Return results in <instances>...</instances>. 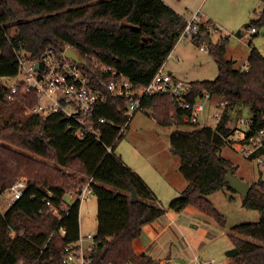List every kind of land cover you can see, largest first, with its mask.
I'll use <instances>...</instances> for the list:
<instances>
[{"label": "trees", "instance_id": "obj_1", "mask_svg": "<svg viewBox=\"0 0 264 264\" xmlns=\"http://www.w3.org/2000/svg\"><path fill=\"white\" fill-rule=\"evenodd\" d=\"M186 22L163 0H0V191L21 176L27 178L24 194L5 212L0 210V264H64L63 248L80 235V201L68 202L65 194L78 192L88 178L97 198L98 244L90 264L155 261L145 253L137 254L133 241L164 209L154 203L155 195L142 178L114 154L129 126L118 134L126 119L119 110L126 107L125 100L109 97L99 110L98 116L107 121L100 140L91 135L78 138L69 127L70 120L61 114L23 115L36 103L35 93L21 94L19 88L15 98L8 100L1 78L16 75L20 51L39 59L48 47L70 46L96 82L107 83L116 72L141 89L163 66ZM211 26L210 20L203 19L191 40H208L206 48L218 74L190 84L194 93L206 91L226 102L216 126L186 122L187 112L167 94L145 95L141 108L150 109L160 124L190 125L171 133L170 150L179 156V169L188 184L168 208L181 211L190 205L223 226L224 215L207 195L223 187L233 190L225 176L228 169L235 174L236 167L221 155L235 130L233 114L248 106L253 129L264 124V55L250 41L248 68L235 67L226 57L228 35L213 43ZM259 26L264 27V5L259 17L245 28H254L255 35ZM131 188L137 194L134 202ZM242 206L258 210L260 220L234 226L229 235L232 247L225 255L233 264H264L262 179L250 185Z\"/></svg>", "mask_w": 264, "mask_h": 264}, {"label": "rangeland", "instance_id": "obj_2", "mask_svg": "<svg viewBox=\"0 0 264 264\" xmlns=\"http://www.w3.org/2000/svg\"><path fill=\"white\" fill-rule=\"evenodd\" d=\"M177 8L187 19L192 14L199 11L202 19H210L212 26L209 39L215 43L220 36L229 35L227 43L226 57L233 59L235 67H241L245 62L249 52L251 41L264 55V27L259 26L257 33L251 34L245 25L251 20L259 17L263 9V0H166ZM240 32V36L237 35ZM201 43V42H200ZM200 43L193 44L191 39L184 38L177 41L174 53L169 62H175L180 68L187 71V80H208L214 79L218 74L217 64L213 56L207 51L200 50ZM205 43V42H204ZM205 45H207L205 43ZM179 57V61H174V56ZM236 60V61H235ZM13 78H5L3 81L11 83ZM220 98L212 96L204 100L205 109L198 114V121L202 125L213 127L217 124L212 117L214 112L222 111L219 105ZM23 115H30L27 108ZM234 123L238 118L249 119L251 116L248 106L242 107L238 113L233 114ZM189 124L158 123L152 116L150 109L137 111L129 122V126L124 136L121 137L115 148L114 154L124 163L129 164L136 173H143L150 181L151 189L155 192L154 203L163 209H169L168 205L172 199L178 197L182 189L188 184L187 179L180 171L179 156L173 154L171 148V133L175 128L186 129ZM234 139V138H233ZM221 155L230 160L236 167L235 175L243 181L253 184L262 179L264 181V165L245 157L238 151L233 141H229L221 148ZM19 178H26L21 176ZM18 179V178H17ZM27 179V178H26ZM169 183L175 189L171 193H166L164 186ZM114 189L111 186H108ZM9 193L4 191L0 196V210L5 212L8 209ZM207 198L224 215L225 225L214 222L216 227H209L212 231L213 240L205 242L196 250L199 260L213 258L215 264H225L226 257L224 251L232 247L229 235L233 233V227L246 222L260 220V213L255 209H246L242 206V195L226 187L208 194ZM189 214V213H187ZM206 218H210L204 215ZM194 227L203 222L197 214L188 217ZM97 230V198L93 193L87 194L80 202L79 206V234L86 236L89 232L95 233ZM217 230V231H216ZM223 231V232H222ZM87 243V240H85ZM197 248V247H196ZM186 257L194 256L190 246L186 247ZM196 262V261H195ZM171 264V263H169Z\"/></svg>", "mask_w": 264, "mask_h": 264}, {"label": "built area", "instance_id": "obj_3", "mask_svg": "<svg viewBox=\"0 0 264 264\" xmlns=\"http://www.w3.org/2000/svg\"><path fill=\"white\" fill-rule=\"evenodd\" d=\"M202 20L199 11L194 12L187 19L178 41L184 38L192 39L193 35L197 33ZM211 27H214V25ZM248 31L254 33L255 29L251 28ZM68 48L71 47H48L39 59H30L28 52L20 51L17 55L18 71L16 75L1 78V80L13 78L11 83L4 82L8 88L6 98L13 100L19 88H21V94L32 90L36 96V103L27 108V112L29 114H61L70 120L69 127L78 138L91 135L100 140V135L107 126V121L98 114L109 97L121 98L126 102V107L119 109L121 113L125 114L126 119L119 127L118 134L127 127L133 115L142 110V98L145 95L154 94L171 96L187 112L183 117L186 122L205 126L199 123L198 114L205 109L204 100L212 97L208 92L194 93L190 82L173 76L166 72L163 67H160L141 89L136 88L126 77L120 74L117 75L116 72H113V79L101 84L93 80L91 75L84 70L83 64L77 63L66 54ZM200 49L206 50L204 42L201 43ZM36 64H38V68ZM241 68L247 69V63ZM105 70L107 71V69ZM219 105L225 108L226 102L220 100ZM221 114L222 111H216L212 115L217 123L221 119ZM228 138L233 141L234 147L245 157L264 165V124L254 130L249 119L238 118L235 130ZM107 151H111V145L107 146ZM91 182L92 179L88 178L80 185L78 192L66 193V200H69L68 202L74 200L81 202L87 194L92 193ZM26 187L27 179L18 178L14 180L9 188L4 190L9 193L8 206L24 194ZM3 192L0 191V196ZM48 195H51V191H48ZM45 201L46 204H51L49 198H45ZM61 231L64 232V228H61ZM85 240H87V243H85ZM97 244L95 233L89 232L86 236L79 235L76 241L68 243L63 248V263L90 264L92 251ZM196 263L215 264V260L213 258L203 261L196 260ZM15 264L23 263L16 262Z\"/></svg>", "mask_w": 264, "mask_h": 264}, {"label": "crops", "instance_id": "obj_4", "mask_svg": "<svg viewBox=\"0 0 264 264\" xmlns=\"http://www.w3.org/2000/svg\"><path fill=\"white\" fill-rule=\"evenodd\" d=\"M163 1L166 4H168L170 7H172L175 11L182 14L177 8L171 5L170 1H166V0ZM241 37L242 36H240L239 38ZM191 42L193 44L194 43L197 44L195 41L191 40ZM175 47L177 46H174V48L168 55L166 61L164 62L162 66L163 69L175 77L184 79L188 82L194 81V80L186 79L187 71L180 68L177 63L169 62V59L172 58L171 54L174 53ZM227 52L228 51L226 49V54ZM248 54L249 52L247 53V57ZM247 57L245 59L246 63H247ZM173 59L174 61H179V57L177 55L174 56ZM231 60L233 59L231 58ZM246 63H243V65ZM126 165L130 167L129 164ZM130 168L134 170L132 167ZM137 174L142 178V180L147 185V187L155 195V192L150 187L152 185L150 184V181H148V178L143 173H137ZM164 189L165 192L168 194L175 190L169 183H167L166 186H164ZM196 214L202 218L203 222H199V226L194 227L192 225L191 219H188V217H192ZM204 215L206 214L190 205L184 207L181 211L164 209V213L160 217H158L156 220L152 221L151 223H148L145 226H143L141 234L133 241L134 250L136 251L137 254L145 253L150 257H152L155 260L152 264H169V263L197 264L195 261L199 260V256L196 255L195 253L196 250L200 249L205 242H208L209 240H213L214 239L213 237L215 236L214 235L211 238L210 236H212V231L214 229L211 230V234L209 230V227H216L214 222H211L212 220L213 221L215 220L211 217L206 218ZM188 246H190L192 252L194 253V256L189 259H185L186 257L185 250L186 247ZM228 249L224 251V255ZM225 264H233V261L226 257Z\"/></svg>", "mask_w": 264, "mask_h": 264}, {"label": "water", "instance_id": "obj_5", "mask_svg": "<svg viewBox=\"0 0 264 264\" xmlns=\"http://www.w3.org/2000/svg\"><path fill=\"white\" fill-rule=\"evenodd\" d=\"M206 44H208V40ZM66 54L72 57L77 63H81V64L84 63V61L78 57L77 53L73 49L71 48L66 49ZM36 67L37 68L39 67L38 64H36ZM225 180L228 181L229 186L234 191L239 192L242 195V197L245 196L250 190V184L237 177L235 174L232 173L230 169L227 170ZM130 200L133 202L137 200V194L134 188H131Z\"/></svg>", "mask_w": 264, "mask_h": 264}]
</instances>
